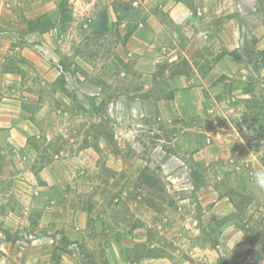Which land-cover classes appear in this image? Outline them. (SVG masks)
Instances as JSON below:
<instances>
[{
	"label": "rangeland",
	"instance_id": "1",
	"mask_svg": "<svg viewBox=\"0 0 264 264\" xmlns=\"http://www.w3.org/2000/svg\"><path fill=\"white\" fill-rule=\"evenodd\" d=\"M262 37L264 0H0V264H264Z\"/></svg>",
	"mask_w": 264,
	"mask_h": 264
},
{
	"label": "clouds",
	"instance_id": "2",
	"mask_svg": "<svg viewBox=\"0 0 264 264\" xmlns=\"http://www.w3.org/2000/svg\"><path fill=\"white\" fill-rule=\"evenodd\" d=\"M250 184L258 189L264 190V167H257L250 173Z\"/></svg>",
	"mask_w": 264,
	"mask_h": 264
},
{
	"label": "crops",
	"instance_id": "3",
	"mask_svg": "<svg viewBox=\"0 0 264 264\" xmlns=\"http://www.w3.org/2000/svg\"><path fill=\"white\" fill-rule=\"evenodd\" d=\"M173 8H174V7H173ZM259 44H260L261 46L264 45V37H262V38L259 40Z\"/></svg>",
	"mask_w": 264,
	"mask_h": 264
},
{
	"label": "built area",
	"instance_id": "4",
	"mask_svg": "<svg viewBox=\"0 0 264 264\" xmlns=\"http://www.w3.org/2000/svg\"><path fill=\"white\" fill-rule=\"evenodd\" d=\"M193 13V12H192ZM198 13H200V10H198ZM167 52V48L166 47H164L163 48V53H166Z\"/></svg>",
	"mask_w": 264,
	"mask_h": 264
}]
</instances>
